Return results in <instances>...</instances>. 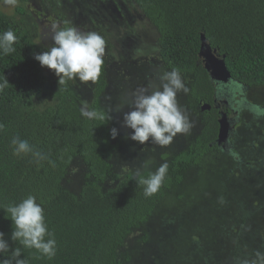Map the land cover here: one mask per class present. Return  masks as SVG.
Returning a JSON list of instances; mask_svg holds the SVG:
<instances>
[{"label":"trees","instance_id":"1","mask_svg":"<svg viewBox=\"0 0 264 264\" xmlns=\"http://www.w3.org/2000/svg\"><path fill=\"white\" fill-rule=\"evenodd\" d=\"M114 1L143 14L155 28L162 66L187 76L188 106L198 111L201 128L174 139L172 151L159 152L163 161L158 167L166 161L168 172L159 191L145 197L138 180L154 172L156 163L131 171L116 162L120 142L111 129L118 125L114 117L120 121L123 116L114 115L120 110L98 100L106 85L105 63L87 107L97 112V118L83 117L75 93L63 88L55 92L53 104L30 109L33 98L46 87L41 65L34 59L42 49L28 30L0 10V33L11 29L17 36L15 51L0 54V82L9 81L0 91V123L5 125L0 131V231L11 248L21 247L10 239L11 220L3 206L33 195L43 204L45 223L57 245L52 259L35 249H22L27 264H124L131 260L132 250L122 248L134 230L143 232L141 243L153 234L148 264H264L260 227L252 224L241 232L257 211L254 202L239 192L243 186L257 187L251 194L264 211V163L250 154L222 156L217 146L209 145L218 132L219 114L212 101L215 81L198 53L203 33L216 54L224 57L230 81L218 84L226 85L227 92L264 86V0ZM244 99L227 97L239 104ZM201 104L210 108L202 109ZM244 112L245 108L240 110ZM17 136L47 158L37 164L31 154L13 155L11 140ZM208 174L214 177L213 185L191 184L203 182ZM209 190L212 196L205 195ZM231 223L237 231L232 232ZM4 258L0 255V260Z\"/></svg>","mask_w":264,"mask_h":264},{"label":"rangeland","instance_id":"2","mask_svg":"<svg viewBox=\"0 0 264 264\" xmlns=\"http://www.w3.org/2000/svg\"><path fill=\"white\" fill-rule=\"evenodd\" d=\"M0 10L12 16V20L20 28L28 30L42 52L53 46L51 39V25L53 23L59 24L60 27H63L66 23L68 26H74L84 33L96 32L100 34L105 39L103 59L105 61L106 85L104 91L98 96V100L111 105L116 110H120L114 115L121 114L123 116L124 112L130 111L128 105L132 98L131 94L139 88L147 87L149 84L153 87L159 86L161 83L159 75L167 70L163 68L157 51L155 28L143 14L126 7L125 4L120 2L114 0H16L14 5H10L5 0H0ZM41 70L46 79V87L39 96L33 98L30 109L40 110L53 104L56 101L55 92L61 88L73 91L78 103L82 106L87 105L88 107L94 98L93 82L81 83L78 80H69L65 84L59 85L58 77L53 70L48 69L46 66H41ZM182 76L187 82V76L184 74ZM151 90L150 88L149 91ZM261 91H264V86L254 91L245 92V100L249 103L258 101L257 104H259L260 98L264 96ZM186 94L179 93L177 100L181 110L188 117L191 127L188 133L177 134L174 138L177 140H181L180 135L185 138L191 136V133L195 134L200 129L198 111L189 108ZM241 117L242 121L238 123L240 131H243L247 124L248 126L252 124L261 130V116L258 112L251 115L245 110ZM114 119V123L118 122L115 127L118 130L116 140L120 142L117 146L116 162L122 166L121 169L135 171L139 168L138 166L149 165L150 163H156L155 167L158 168L157 163L163 161L159 152H170L175 149L170 148L174 139L167 148L160 150L161 147L151 143L141 145L128 138V134L132 130L123 126V117H119L120 121L117 117H114ZM249 120H251V123H249ZM192 121L196 122L193 123ZM156 150L158 154L154 153ZM150 167L155 170L154 165H150ZM202 178L203 182L191 184H203V187L207 184L213 185L214 177L212 175H203ZM74 181L79 183L78 178H74ZM243 188L245 187H241L239 192L244 196L247 195V200L254 202L255 206H252V204L251 206L257 212L255 216L253 214L252 217L246 219V224L241 232L245 234L246 228L249 229L252 224H257L255 227H260V234L264 237V211L256 207L257 199L255 197L257 196L255 195L253 198L254 194H251L256 190ZM209 194L212 196V191L209 190L205 193L206 196ZM250 201H247V207H250ZM231 210L227 213L231 214ZM241 211L245 213L246 207L242 208ZM154 221L157 222L158 220ZM231 224L233 226V223ZM160 227L162 228L163 224ZM237 230L238 226H233L232 232ZM142 234V231L134 230L126 238L122 251L132 250V258L124 264H148L150 262L153 234L145 243H141L138 240ZM145 261L149 262L146 263Z\"/></svg>","mask_w":264,"mask_h":264},{"label":"clouds","instance_id":"3","mask_svg":"<svg viewBox=\"0 0 264 264\" xmlns=\"http://www.w3.org/2000/svg\"><path fill=\"white\" fill-rule=\"evenodd\" d=\"M5 2L14 5L16 0ZM51 39L53 46L46 51L35 53L34 59L42 67L46 66L54 71L59 85L69 80H78L81 83L98 80L105 54V39L100 34L84 33L74 26L60 27L59 24L53 23ZM16 40L17 36L11 29L0 33V54L9 55L14 52ZM159 80L161 82L159 86L153 87L149 84L135 90L128 105L130 111L123 113V126L132 130L128 138L141 145L151 143L166 147L177 134H186L191 127L177 100L179 93L188 92L186 79L178 69L172 68L163 71L159 75ZM8 83L7 79L0 82V91H3ZM80 112L83 117L90 120L98 116L96 111L88 110L87 105L81 106ZM108 119H111V116ZM4 128L5 125L0 123V131ZM117 135L118 130L113 127L111 136L115 138ZM11 145L13 155L31 154L37 164L47 158L45 154L34 149L28 140L20 139L18 136L12 138ZM168 167L165 161L148 177L139 178L138 183L143 186L145 197H151L159 191ZM3 210L7 214L6 218L11 220L10 239L21 247L11 248L5 239V233L0 231V255L6 257L0 260V264H27L26 258H21L22 249H35L48 259L56 255L55 234L49 231L45 223L43 204L37 202L35 196L28 195L19 203L4 205Z\"/></svg>","mask_w":264,"mask_h":264},{"label":"flooded vegetation","instance_id":"4","mask_svg":"<svg viewBox=\"0 0 264 264\" xmlns=\"http://www.w3.org/2000/svg\"><path fill=\"white\" fill-rule=\"evenodd\" d=\"M258 88H261V87L251 88L250 90L254 91ZM227 89L228 88L226 87V85H222V88H220L219 84L215 82V94L213 95L212 101H213V107L216 108V112L219 114V117L221 114L226 113L225 115L227 116V119L230 125L229 130H232V132L228 136V139L226 141H222L220 143L216 142V139H217V134H216V137H214V139L209 143V145L217 146L218 147L217 150L222 154V156L223 155L226 156L228 154L229 156L239 157L240 155L250 154V156H255L253 157L254 160L260 161L259 164L264 163V132H263L264 131V96L260 98L259 104H257L258 101L249 103V102H246L245 99L241 104H239L238 102H234L233 100L229 102L227 100V97H229L230 95L231 96L236 95L238 97V94H239V96H244L245 98L244 89L240 93H238V90H234L233 93H230L228 91L229 92L228 93ZM261 93L264 94V91H261ZM202 105L203 104H201L200 107H202ZM244 108L251 115H253L254 112H258L260 114L261 130L257 129V127L253 126L252 124L251 126L250 125L248 126L247 124L243 131L239 130L238 123H241L242 121V117H241L242 114H240V110ZM219 117H218V120H219ZM249 123H251V120H249ZM251 127L254 129H252ZM232 133H235V134H232ZM237 143L243 146L244 150L240 149Z\"/></svg>","mask_w":264,"mask_h":264},{"label":"water","instance_id":"5","mask_svg":"<svg viewBox=\"0 0 264 264\" xmlns=\"http://www.w3.org/2000/svg\"><path fill=\"white\" fill-rule=\"evenodd\" d=\"M198 53L203 68L206 70L210 80L219 84H225L230 81V74L224 64V57L216 54V50L210 47L203 33H200V46ZM207 107V104H203L201 108L205 109ZM218 124L219 127L216 142L220 143L227 140L230 131V125L225 113L220 115Z\"/></svg>","mask_w":264,"mask_h":264},{"label":"bare ground","instance_id":"6","mask_svg":"<svg viewBox=\"0 0 264 264\" xmlns=\"http://www.w3.org/2000/svg\"><path fill=\"white\" fill-rule=\"evenodd\" d=\"M205 105H206V104H205ZM205 109H207V110H208V109H209V105H208V107H207V108H205Z\"/></svg>","mask_w":264,"mask_h":264},{"label":"crops","instance_id":"7","mask_svg":"<svg viewBox=\"0 0 264 264\" xmlns=\"http://www.w3.org/2000/svg\"><path fill=\"white\" fill-rule=\"evenodd\" d=\"M256 189H257V187L253 188L252 190H256Z\"/></svg>","mask_w":264,"mask_h":264}]
</instances>
